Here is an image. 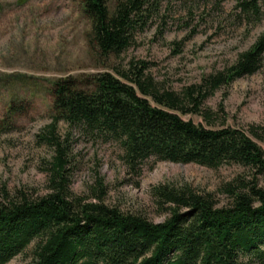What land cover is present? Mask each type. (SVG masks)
I'll list each match as a JSON object with an SVG mask.
<instances>
[{
    "label": "trees",
    "instance_id": "16d2710c",
    "mask_svg": "<svg viewBox=\"0 0 264 264\" xmlns=\"http://www.w3.org/2000/svg\"><path fill=\"white\" fill-rule=\"evenodd\" d=\"M160 2L113 0L108 6V0H80L99 54H118L128 47ZM234 9L246 24L261 18L259 0H238ZM263 54L264 30L232 64L180 93L159 87L144 60H129L115 75L97 72L86 88L69 77L55 81L47 136L54 155L46 191L38 196L20 189L0 194V264L27 247L30 256L24 264H264V148L258 143H264V129L206 127L180 116L199 114L210 125L203 99L255 72ZM58 120L92 143H116L120 160L134 176L148 158L213 169L237 164L246 173L222 185V205L211 193L186 185H153L149 196L165 217L152 222L105 203L100 179L87 195L70 191L67 153L54 134Z\"/></svg>",
    "mask_w": 264,
    "mask_h": 264
},
{
    "label": "rangeland",
    "instance_id": "374dc122",
    "mask_svg": "<svg viewBox=\"0 0 264 264\" xmlns=\"http://www.w3.org/2000/svg\"><path fill=\"white\" fill-rule=\"evenodd\" d=\"M237 1L161 0L157 12L134 31L128 47L102 56L91 41L80 0H0V194L20 189L38 196L46 191L47 167L54 155L47 136L55 81L69 77L86 88L93 74L115 75L116 68L132 59L146 61V72L163 89L180 93L201 84L232 64L264 30V0H259L261 18L255 24L236 16ZM112 3L108 0V6ZM201 108L211 112L210 125L199 114L180 116L206 127L264 129V54L255 72L214 90ZM54 134L67 153L73 194L87 195L100 179L105 203L152 222L165 217L149 196L153 185H186L211 193L222 205V185L246 173L237 164L213 169L148 158L134 176L120 160L116 143L87 141L62 120L54 123ZM29 256L27 247L5 264H24Z\"/></svg>",
    "mask_w": 264,
    "mask_h": 264
}]
</instances>
